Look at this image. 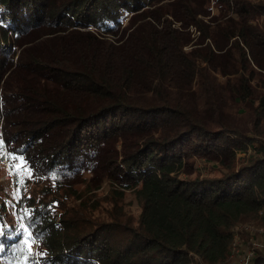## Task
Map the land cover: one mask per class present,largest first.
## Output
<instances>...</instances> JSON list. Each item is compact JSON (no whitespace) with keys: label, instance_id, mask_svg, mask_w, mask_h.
<instances>
[{"label":"trees","instance_id":"obj_1","mask_svg":"<svg viewBox=\"0 0 264 264\" xmlns=\"http://www.w3.org/2000/svg\"><path fill=\"white\" fill-rule=\"evenodd\" d=\"M0 130L1 264H264V0H0Z\"/></svg>","mask_w":264,"mask_h":264},{"label":"rangeland","instance_id":"obj_2","mask_svg":"<svg viewBox=\"0 0 264 264\" xmlns=\"http://www.w3.org/2000/svg\"><path fill=\"white\" fill-rule=\"evenodd\" d=\"M2 140L3 137L1 135L0 130V203L4 204L5 213L8 220V226L13 227L16 230H20L24 228V223L22 220L21 213L19 211V197L21 195L20 189L17 186V183L15 181L16 179V170L20 169V161L17 157L13 156L12 159L8 157V153L4 151L2 148ZM114 145L119 148V154H123L124 150L120 148L121 140L118 139L114 142ZM3 149V151H1ZM201 163V160H200ZM23 174L26 173V176H30L31 172L30 170L24 166V169L22 170ZM87 177H90L89 175ZM133 202L134 201H130ZM250 230L257 232L260 234L261 238L258 236L257 239L253 240L251 248L252 247H260L264 249V228L261 227H250ZM253 239V237H251ZM237 245L233 247V263L232 264H244L246 261V254H250L251 250L250 247L243 248L242 244L237 240ZM29 247L32 252L34 249V246L31 242H29ZM243 249V250H242ZM242 250V251H240ZM1 264V262H0ZM6 264V263H4ZM25 264H34L33 260H29ZM37 264H40L39 262Z\"/></svg>","mask_w":264,"mask_h":264}]
</instances>
